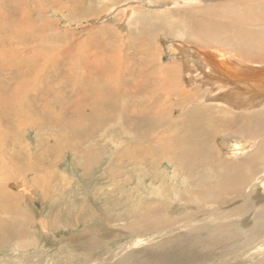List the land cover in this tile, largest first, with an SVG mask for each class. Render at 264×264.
Masks as SVG:
<instances>
[{
  "label": "rangeland",
  "instance_id": "374dc122",
  "mask_svg": "<svg viewBox=\"0 0 264 264\" xmlns=\"http://www.w3.org/2000/svg\"><path fill=\"white\" fill-rule=\"evenodd\" d=\"M14 1L16 0H9L11 6ZM40 1L46 3L50 0ZM263 7L264 0H57L42 9L28 6L31 9L29 16L36 22V28L43 29L39 33L49 40V47L52 48H49V56L53 60L46 63L38 60L20 67H5L3 73L10 76L20 72V76L29 78V96L36 91L44 92L42 88L46 87L51 92L50 96L45 95L50 100L45 106L34 101L26 103L27 108L30 111L33 108L34 112L31 111L28 116L25 113L23 117L36 121V114L39 113L40 121L37 120V124L23 121L8 128L16 136H9V140H6L9 151H4L5 156H1L0 161V184L8 204L6 209L9 208L6 213L0 211V226L5 230L7 224V229L10 230L7 237L5 233H0V264H137L147 256L154 260L153 264L258 263L264 257V240L254 252L251 248L264 235L256 238L240 233L241 236L232 245H239L237 249L222 251L221 254L205 258L201 248L192 244L188 231L203 224L204 220L214 219L215 216L220 217L218 220L223 223L236 221L239 228L245 230L254 225L253 219L256 220V217L252 215L251 205L255 211L261 205L264 206V158H261L260 170L256 172L246 166L247 163H241L238 167L237 172L245 175V178L248 177L249 181V187L246 185L240 194L232 193L225 186L228 175H234L235 170L228 167L230 170L227 175L224 173L226 168L223 167L226 163L243 160L248 154L240 159L233 156L230 153L232 143L246 138L257 141L256 137L264 141V127L257 134H252L253 132H244L224 124L229 116L236 123L244 122L246 116L256 110H251V106L255 108L263 104L260 110L264 111V94L259 95L257 104H250L249 95H243L242 98L247 103L243 106L208 104L205 100L202 101L208 86L183 68L186 77L177 83V88L191 89L190 93H196L197 97H192V102L181 99L185 101L184 106L183 102L181 105V100L178 105L174 102L176 111L173 109L172 115L183 117L191 107L193 110L207 103L206 109L209 110L206 114L216 116L215 124L219 123L217 127L213 125L212 129L209 121L200 122L201 126L203 124L206 127L202 130L206 135L202 134L201 138L205 135L204 138L208 139L209 149L206 151H209L212 159L204 162L201 157L203 169L193 177L175 171L171 162L162 158V153L160 156L156 154L159 157L150 156V147L160 143L158 135L161 136L159 130L164 123L156 124L153 117L142 118L143 115L139 112L141 107L136 106L141 100L140 96L127 94L125 97L126 102L136 100L135 107L126 112L134 116V120L130 121L136 125L135 132H125L122 125H117L119 134L109 131L104 135L103 130H100L94 133L88 143L76 144L71 140H61L71 143L66 146L61 141L58 142L61 133L59 126H53L51 116L42 115L40 108L46 114L73 110V96L66 94V90L71 89L76 82L80 85L78 80L82 81L83 77H94L103 71L106 65L99 62V58L104 59L105 63L108 61L112 67L111 55L116 49H120L119 54H123V58L128 57V61L136 66L135 70L144 61V56L147 63L149 60L154 65L157 64L155 60H160L162 56L161 64L169 65L175 59V47L186 51L193 49L195 45H202V41H209L214 48L224 53L241 55L240 51L243 50L248 52V59L257 56L256 60L264 61V56H261L264 54ZM245 8L255 12L253 19L248 11L244 12ZM231 11L244 13L238 15V18L241 16L244 20V26L238 24L236 28L233 27L236 20L233 19V12L230 14ZM206 12L210 14L207 15ZM157 14H164L162 22L153 20L152 15ZM206 18L212 25L223 29L210 37L202 34L201 31L206 30V26L203 27L200 23H204ZM231 26L236 32L230 30ZM198 28L202 29L196 31L200 37L195 38L192 34ZM134 36L135 42L148 37L149 40L144 45L137 42L134 50H130L133 55L128 46ZM197 41L199 43L194 44ZM37 44L38 41L33 40L28 46L34 47ZM29 47L25 52L27 56L31 55L28 53ZM176 55L177 60L182 58L180 53ZM35 70H39L37 76L33 74ZM2 77L5 74H0V86L12 88L13 85L7 82L9 79ZM82 83L88 87L84 85V92H90L88 83ZM101 83L104 84L100 82L99 85ZM85 104L84 109H87L90 105ZM80 108L79 106L77 110L81 111ZM120 109L125 114L124 107ZM121 118L125 119V115ZM151 124L156 128L152 132L153 138L151 137L149 143L148 140H140L144 150L149 152L139 153L129 159L126 155L120 157L119 153L125 149H134L131 148L134 142L127 141V136L132 138L146 131ZM13 143L21 146L16 144L15 150H10ZM19 147L23 151L30 149L40 154L48 150L47 153L51 151V154L37 161L33 157L32 163L24 164L16 157ZM85 150L92 156L85 158L82 152ZM252 151L253 149L249 153ZM218 185L223 188L217 189ZM193 190H199L200 193L194 196ZM215 191L219 193L214 195ZM3 237L7 241L2 240ZM246 251L249 253L245 254Z\"/></svg>",
  "mask_w": 264,
  "mask_h": 264
},
{
  "label": "bare ground",
  "instance_id": "6f19581e",
  "mask_svg": "<svg viewBox=\"0 0 264 264\" xmlns=\"http://www.w3.org/2000/svg\"><path fill=\"white\" fill-rule=\"evenodd\" d=\"M56 1L57 0H50L49 2L46 3L45 1H43V3H40L41 2L40 0H16L13 2L15 6L12 5L14 6L12 8L9 0H0V74L1 73L5 74V77L4 78L2 77V79L5 78L9 79L7 82H10L13 85V86L11 85L12 88L10 89L7 88L5 85L0 86V161H1V156H5L4 151L7 152L9 151L8 150L9 145L6 147V143H5L6 140H9V136H13V137L16 136L12 132L8 131V128H10L9 126L18 125L20 122L23 121H28V123H30L31 121L32 124H37V122L40 121L38 117L39 113L37 112H36L37 113L36 116L38 121L37 120L35 121L34 119L31 118H28V120H26L27 117H23L25 113L28 116V114L31 111L34 112L33 108L31 109V111L29 107L27 108L28 106L26 104L27 101L28 102L34 101L36 103H39L40 106H42L43 104L45 106L46 102L50 101L45 96V95L50 96L49 93L51 92L50 88L48 87L42 88L44 92L36 91L32 96H29L27 93H28V89L31 87V82H30L31 80L29 78L26 79L23 78L22 77L23 75L20 76L21 74L20 72L18 73V75L6 76V73H3V70L5 69V67H14L15 65L20 67L22 64L24 65L27 63H34L38 60H43L44 63L53 60L51 59L52 57L49 56L51 52V51L49 52L50 50L49 48H51L49 47L48 44L49 40H47L45 36L39 33L40 32L39 30H43V29L36 28V22L29 16V11L31 9H28L27 7L31 6L33 7L32 9H42L43 6L48 5L50 3L53 4ZM33 5L37 6V8L34 7ZM210 9H208L207 11L210 12ZM243 10L244 12L246 11V13L248 11V13L251 16V19H253L252 16L255 13L254 11H252L249 8L247 10L246 8ZM232 12L233 11H231L230 14H232ZM126 13H127V9H126ZM208 14L210 13H207V15ZM242 14L244 13L239 14V11L238 13L237 11L233 12L232 14V16H234L233 19L236 20V23H234L235 25H233L234 28H236L238 24L239 26L245 25L243 24L244 20L242 19V17L241 16L239 17L241 18L242 21L241 20L239 21L238 18V15H242ZM163 15L164 14H157V15H152V17L153 20L155 19L156 22H162ZM258 16L260 17L262 15L258 13ZM205 20L207 21V18ZM206 21H204V23L202 24L200 23V25H202L203 27L206 26L205 27L206 30L204 29L203 31H201V33L205 34L207 37H210L211 35H215L220 29H223L219 26L212 25L211 23H209V21L207 22ZM215 24H218V22L215 21ZM233 27L230 28V30L236 32V30H234ZM198 30H202V29L198 28L195 31L191 30L194 32L192 34L193 37L195 38L200 37L196 33V31ZM242 31L244 32L245 30L243 29ZM236 34H238V32ZM245 37L247 38V33ZM245 37L243 38L245 39ZM258 37L259 35L257 36V38ZM33 40L38 41V44L34 47L33 45L29 47L28 46L29 42L32 43ZM131 40L132 41L128 46L129 51L134 50V47L137 46L136 45L137 42H140L142 45L148 44L149 37L147 39H142V40L139 39L140 41L135 42L136 37L134 36L131 37ZM197 43L199 42L198 41L194 42V44ZM202 43L203 44L200 46L195 45L193 49H189L187 47L189 50L186 51L180 47H175L176 50H173L175 54V59L169 65L161 64L160 60L162 56L160 57V60L159 59L155 60L157 62V64L155 63V65L151 63V61L149 60L147 63L146 60L144 59L145 57L144 56L143 57L144 61H142L140 65L138 64L139 67H137V70L134 69V67L136 66H134L128 61V57L123 58V54L122 55L119 54L120 49H116L117 52L115 51V53L111 55L112 62L110 64L112 65V67L109 66L108 61L105 63L104 59L101 60L99 58V62H103L104 65H106L105 69L101 71L98 75H95L94 77L82 78V81L88 83V85L90 86L89 87L90 92L88 93L84 92V88L87 86L83 84L82 81H80L81 79L78 80L80 85H78L76 82L71 89L66 90V94L73 96L72 97L73 105H75L76 109L75 107H72L73 110L70 111L46 114V112L40 108V112L42 113V115H50L53 123L52 125L59 126V128L61 129L58 142L63 139H66V140H71L76 144H82L84 142L88 143V141L91 139L94 133L100 130H103L104 135L106 133H109V131L118 133V131L116 130L117 125L118 126L122 125V130L125 132L127 131L135 132V130H137L135 129L136 125L131 123V121L134 120L133 119L134 116H131L130 114H126V112L130 108L135 107L136 100L131 99L128 102H126L125 97L127 94L133 95L134 97L140 96L141 100L137 102L136 106L141 107V110L139 112L142 113L143 115L142 118L144 119L145 117L146 118L153 117L154 122L156 124L161 125L162 123H164V125L162 124L163 126L159 130V134L161 136L158 135L159 137L158 141L160 143H158L159 144L158 146L156 145L151 146L150 152L144 150L145 148H143V146L140 144V140L142 139H145L146 142L148 140L149 143L151 137L153 138L152 132H154L156 128L153 127V124H151L149 128L147 127L146 131L143 130L144 132H140V134L134 137L132 136V138L131 137L129 138L127 136V141L134 142V144L131 147L134 149L132 151L125 149L122 153H119L120 154L119 156L124 157L126 155V157H128L129 159L131 157H136L139 153L145 154V152H149L150 156H154L156 154L159 155L162 153V158L163 159L165 158L169 162H171V164L174 166L175 171L179 172L180 174L193 177L195 174H197V172H199V170L203 169L204 164H201L202 158L203 161L205 162L208 161V159L210 160V158L212 157V155L208 153L209 151L208 152L206 151L207 149H209L208 139L204 138L206 134L202 132V130L206 127L203 124L201 126L200 122L209 121L210 125H212V129H213V125L214 127L215 126L217 127V125H219L218 122H216L215 124V121L217 119L216 116H210V114H206V112L209 110L206 109L207 108L206 105L210 103L211 104L220 103L233 107L243 106L247 104L245 101L246 99L243 100L242 98L243 95H245L246 97L247 95H249L248 97L251 98L250 99L251 101H249L250 104H257L258 103L257 101L259 100V95L264 94V61L256 60L257 56H252V59L251 58L248 59L249 58L247 57L248 52L243 50L240 52L244 55H242L241 53H240L241 55H235V54L233 55L229 52H226L227 53L226 54L221 50L214 48L212 44L209 43V41L208 42L202 41ZM262 45L264 47V39H262ZM28 47H29L28 53H31V55L28 54L29 56H27L25 53L27 52L26 48ZM263 49L264 48H262V50ZM130 53L133 54L131 51ZM178 53L182 55V58L181 57L180 58L183 60L181 59L177 60L176 54ZM188 55L190 58L188 57ZM103 56L104 55H102V57ZM261 56L263 57L264 54ZM184 67L188 70L189 74L191 73L190 75L194 74L193 75L194 77L200 79L202 83L208 86L202 97V101L205 100L208 104L207 103L206 105L200 104L202 105V107L193 110L191 107L190 111H188L183 117L180 115L178 118L177 116L172 115L173 109L174 111H176V108H174L175 106L173 104L176 103L178 105L181 99H186L187 100L186 102H192L193 101L192 97L193 98L197 97L196 93H194V95L191 94L192 92L190 93L191 89H185L184 87H182L181 88L182 90H179V88H177L178 87L177 83L184 80V78L186 77L183 72ZM38 71L39 70H35L33 74L37 76ZM70 72H72V70ZM100 82H104V84L101 83V85H99ZM67 83H70V81H67ZM87 98L88 100H86ZM41 100H43L42 103ZM182 102L184 106L185 101L181 100V105ZM85 103H88L90 105L87 109H84V106L86 105ZM79 106L81 107L80 108L81 111L77 110ZM104 107H106L107 109H104ZM123 107L125 110V114L120 109ZM260 107L254 108L251 106V110L252 109H256V110H253L251 114H248L246 116L247 119L243 120L244 122L239 121L238 123H236L233 120V118L229 116L228 118L229 120H227L224 125H227V127H235L237 128V130L242 129L244 130V132H248V133L253 132L252 134H257L258 130H261L262 126L264 127V115H263L264 111L260 110ZM177 109L179 111L180 110L182 111V109H179L178 107ZM170 111L171 113H169ZM153 113L155 114L154 116ZM124 115H125V119L121 118V116ZM219 121L224 122L223 120H219ZM202 134H205L203 135V138H201ZM155 136H157V134ZM256 138H258L257 141L256 139L254 141L253 140L254 138L253 139L246 138L244 140L235 141V144L232 143L231 146L232 148L230 149V153L233 156H238L240 159V157L248 153L243 158V160H240L232 164L226 163L223 167L226 168L224 171L225 174H227L231 168L235 170L234 175L233 174L231 175L230 173H229L230 175L227 174L229 176V179L227 180L225 185L229 187V190L232 193L240 194L243 191V189L246 187V185L248 186L249 183V181L247 180L248 177L245 178V175L241 174L239 171L237 172L238 167L241 165V163H247L246 166H250L249 168H251L253 172L260 170L259 164L261 162V158L262 159L264 158V141H260L259 137ZM61 142L63 146L64 145L66 146L68 144L71 145V143H68L67 141H61ZM16 144L17 146L18 145L21 146L19 143H13V147H11L10 150L17 147L15 146ZM3 146L5 149L3 148ZM140 146H142L143 150L140 148ZM252 149H253L252 153H249V151H251ZM47 151L43 154H40V152L36 153L30 149L23 151L20 148V150H17L18 153L16 157L18 158V160H21L22 163L29 164V162L32 163V160L34 159L33 157H35L36 161L42 157L44 158L48 157L47 155L48 154L50 155L51 151L48 153ZM82 152L85 158H89L90 156H92L86 150ZM220 166L222 167L223 165L221 164ZM22 167H24V165H22ZM228 167L230 169H228ZM222 180L224 181L226 179H222ZM218 187L223 188L222 185L220 186L218 185L217 189ZM199 193H200L199 190H195L194 192H192L194 196L198 195ZM218 193L219 192L215 191V193L213 194L216 195ZM6 201L7 200H6L5 192H3L1 187L0 211H3L4 213H6L7 212L6 210L9 209V208L6 209V207H8L6 206L8 205L6 204ZM254 209L255 208H253V205H251L250 210L253 211L252 215L256 217V220L253 219L254 225L250 229L248 228L245 230L239 228L238 222L236 221L223 223L218 220L220 217L215 216L214 219H211L210 221L204 220L203 224H201L200 226L198 225L197 227L188 231V234L191 236L192 239V244L197 245L198 248H201L205 258H211L214 255L221 254L222 251L226 252L229 250L237 249L239 245L238 246L236 245L235 247H232V245L234 244L236 239L239 238V236H241L242 233H245L246 237L250 236V237L260 238L261 236L264 235V206L261 205L257 211H255ZM7 226L8 225L6 224L5 230H3L0 226V233L1 234L5 233L6 237L7 235H9V231H10V230L8 231ZM229 229H231V231H229ZM4 239L5 238L3 237L2 240ZM263 240L264 238H261V240L256 241L255 244L252 246L251 251L253 250L255 251L257 246H261L258 244ZM4 244L5 243H3V245ZM247 253H249V251L248 252L246 251L245 254ZM136 256L137 254L134 256V258ZM132 262L134 263V261ZM153 262L154 260L149 256H147L146 259L141 260L137 264H153ZM251 264H254V262ZM255 264H264V257L259 259L258 263Z\"/></svg>",
  "mask_w": 264,
  "mask_h": 264
}]
</instances>
